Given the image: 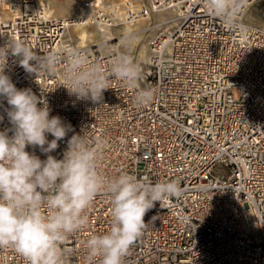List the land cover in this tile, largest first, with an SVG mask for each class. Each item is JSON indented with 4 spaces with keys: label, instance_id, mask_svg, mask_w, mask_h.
<instances>
[{
    "label": "built area",
    "instance_id": "2783aa9c",
    "mask_svg": "<svg viewBox=\"0 0 264 264\" xmlns=\"http://www.w3.org/2000/svg\"><path fill=\"white\" fill-rule=\"evenodd\" d=\"M174 8L176 23L147 38L143 57L130 50L141 68L140 87L155 93L144 108L115 78L98 103L69 95L63 60L54 73L35 75L9 56L5 73L71 125L51 153L57 159L72 135L85 134L102 176L127 172L152 183L177 181L183 189L146 213L124 264H264V23L244 20L243 9L239 21L248 30H233L209 15L205 0H83L68 17L53 16L44 0H0V47L22 40L38 55L74 48L107 70L124 51L114 46L112 29ZM82 24L94 26L102 42L72 46L69 32ZM6 106L0 104V130L10 127ZM35 154L46 159L39 148ZM87 214L88 225L61 246L67 264H86L90 235L109 230L108 197L99 194ZM0 264L28 262L4 247Z\"/></svg>",
    "mask_w": 264,
    "mask_h": 264
},
{
    "label": "clouds",
    "instance_id": "9594fccd",
    "mask_svg": "<svg viewBox=\"0 0 264 264\" xmlns=\"http://www.w3.org/2000/svg\"><path fill=\"white\" fill-rule=\"evenodd\" d=\"M205 3L214 19L233 30H248L239 21L246 0ZM136 39L134 33L124 34L120 41L124 51L112 58L107 70L74 48L64 54L38 55L22 40H8L0 47V104L7 103L4 113L10 125L0 130V248L11 247L28 264H67L61 246L70 234L88 225V209L101 193L110 203L111 225L104 234H92L86 241V264H124L146 226V213L157 202L183 194L177 181L152 183L127 172L102 176L98 151L85 134L68 139L62 159L51 155L72 131L71 125L51 116L45 100L31 89H18L5 73L9 56L35 75L54 73L63 60V86L69 95L98 103L109 89V79L115 78L134 91L135 105L144 108L153 103L155 93L140 87L141 68L130 55ZM4 119L0 115V123ZM29 146L32 152L26 151ZM37 148L46 159L35 154Z\"/></svg>",
    "mask_w": 264,
    "mask_h": 264
},
{
    "label": "rangeland",
    "instance_id": "374dc122",
    "mask_svg": "<svg viewBox=\"0 0 264 264\" xmlns=\"http://www.w3.org/2000/svg\"><path fill=\"white\" fill-rule=\"evenodd\" d=\"M81 1L83 0H44V2L47 3L48 8L53 12L52 15L56 17L64 16L67 14L68 15L78 14L79 4ZM111 1L119 2L123 0H111ZM132 1L139 2L141 0H132ZM57 4L63 5L64 6L63 9L67 12L63 11V13H60L59 10L57 9V6H58ZM256 5H264V0H257L254 3L250 4L245 10L244 20L250 22L254 19H257L258 23H255V24L264 23V13L258 14L257 10L255 9ZM172 16H174L173 13L170 10H167L165 11V13L154 14L150 17V19L139 21L138 23L131 26L133 30L131 33H134L137 35V39L135 40L133 47H135L136 51L139 52V54L141 53L142 48L144 46L146 47L147 38L157 34L159 30L162 31V29L165 26L163 25L159 27L158 24H161L163 21H165V19L170 18ZM152 24H156L157 26H153L149 30L148 29L145 30L147 26H152ZM169 24H167L165 27H168L170 29L171 27L174 26V25L171 26L172 23H169ZM121 27L123 26H117L111 30L113 37H116L115 39H113L114 42L118 41L119 37L124 36L123 34L124 31L120 29ZM83 28L92 34L91 38L87 41V44H91L93 41L95 42L97 39H99L100 33L97 32V29L94 26H88V27H83ZM69 35L70 37L74 39V42H75L76 41V31L71 29L69 32Z\"/></svg>",
    "mask_w": 264,
    "mask_h": 264
},
{
    "label": "bare ground",
    "instance_id": "6f19581e",
    "mask_svg": "<svg viewBox=\"0 0 264 264\" xmlns=\"http://www.w3.org/2000/svg\"><path fill=\"white\" fill-rule=\"evenodd\" d=\"M255 1H257V0H249V1L246 0V6L244 8V11L247 9V7L250 4L254 3ZM57 5H58L57 9L59 10V12L63 13V11H65L63 9L64 6L63 5H59V4H57ZM255 9L257 10L258 14L264 13V5H256ZM48 10H49V8H48ZM170 11L173 13L174 16L165 19V21H163L161 24H164L166 26L167 24L172 23L171 24V26H172V25H174L176 23L177 17H178V15H180V9L174 8V9H172ZM65 12H67V11H65ZM160 13H165V12L163 11V12H160ZM157 14H159V13H157ZM65 17H68V16H65ZM145 20H147V19H145ZM250 22H252L254 24L258 23L257 19H254V20H252ZM88 26H92V25H83L82 24V25H78V26L72 28L73 30L76 31V41L74 42V39L72 37L69 38L72 46H74V47L77 46L78 48H84V47H88V46H94V45L100 44L102 42V41H100L101 37H99V39H97L95 42L93 41L91 44H87V41L91 38L92 34L90 32H88V31H86L83 27H88ZM131 26L132 25H125V26L121 27L120 29L124 31L123 34H125L126 32L127 33H131L133 31ZM165 26H164V28L162 29L161 32H164L167 29H169L168 27H165ZM115 38L116 37H113V39H115ZM121 39H122V37H119V40L117 39L118 41L114 42V46L119 45ZM146 50H147V47L144 46L142 48V50H141V53H140L142 57L146 54Z\"/></svg>",
    "mask_w": 264,
    "mask_h": 264
},
{
    "label": "crops",
    "instance_id": "0c3cea01",
    "mask_svg": "<svg viewBox=\"0 0 264 264\" xmlns=\"http://www.w3.org/2000/svg\"><path fill=\"white\" fill-rule=\"evenodd\" d=\"M51 5H52V4H51ZM49 6H50V5H49ZM49 10H50V9H49ZM50 12L53 13L51 10H50ZM72 15H73V14H71V15H68V14H67V15L59 16V17L72 16Z\"/></svg>",
    "mask_w": 264,
    "mask_h": 264
}]
</instances>
